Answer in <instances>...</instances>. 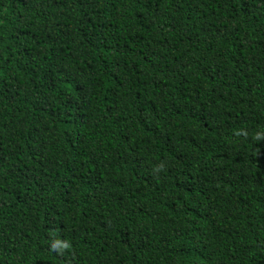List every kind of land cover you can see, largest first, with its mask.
Wrapping results in <instances>:
<instances>
[{
	"label": "trees",
	"instance_id": "1",
	"mask_svg": "<svg viewBox=\"0 0 264 264\" xmlns=\"http://www.w3.org/2000/svg\"><path fill=\"white\" fill-rule=\"evenodd\" d=\"M0 264H264V0H0Z\"/></svg>",
	"mask_w": 264,
	"mask_h": 264
}]
</instances>
